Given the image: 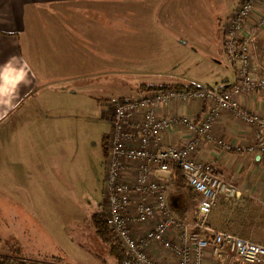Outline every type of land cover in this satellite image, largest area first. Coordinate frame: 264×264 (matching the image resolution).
Segmentation results:
<instances>
[{"label":"rangeland","instance_id":"1","mask_svg":"<svg viewBox=\"0 0 264 264\" xmlns=\"http://www.w3.org/2000/svg\"><path fill=\"white\" fill-rule=\"evenodd\" d=\"M89 1L86 7L80 8L81 14L99 21L111 19V0ZM142 1L150 5V21H146V25L142 24ZM165 1L116 0L117 11L112 21H118L119 53L124 41L131 43L122 51L125 58L118 59L107 54L109 49L99 51L109 44L108 29H101V35V30L96 34H83L68 25L67 22L76 17L73 12L78 11L76 8L70 7L71 10L65 12V3H55L47 14L30 19L27 32L22 35L27 46L23 56L28 64L40 62L44 66L42 72H37L31 98L46 107L43 111L49 114L50 124L47 133L41 134L27 127L21 139L33 145L45 142L48 158L44 162L37 159L36 163L39 167L45 165L54 177L46 179L43 185L37 184L36 201L30 199L22 204H16L19 199L12 194L15 188H0V203L7 206L2 207L13 231L0 226V232L4 240L17 243L2 248L0 256H14L36 264H118L97 237L92 222L95 213L109 215L106 176L113 103L136 95L144 84L190 85L196 80L202 86L207 85L202 82H208L214 90L222 85L214 81V76L209 77L210 59L193 50V12L186 10L193 0H175L180 7L174 23L173 19L166 18L165 23L159 25L158 11L154 9L157 4L158 10ZM184 19L190 23L189 27ZM68 38L76 40L75 49L65 42ZM89 51L98 57L94 58ZM46 53L48 60L38 62L32 61L30 56L41 58ZM222 57L227 62L222 60L223 66L232 69L230 59L223 53ZM9 123L0 125V136L5 140V149L12 151L14 144H7L17 138V132L10 130ZM16 151L24 155V148L16 147ZM36 151L39 156L43 152L41 147ZM237 217L229 221L230 232L243 237L237 232L241 226ZM214 218L218 220V216ZM188 219L193 220V216ZM258 232L264 235V229Z\"/></svg>","mask_w":264,"mask_h":264},{"label":"built area","instance_id":"2","mask_svg":"<svg viewBox=\"0 0 264 264\" xmlns=\"http://www.w3.org/2000/svg\"><path fill=\"white\" fill-rule=\"evenodd\" d=\"M263 28L264 0H242L224 36L223 52L236 65L237 82L232 87L142 91L113 103L106 176L108 217L114 233L139 264H162L154 253L157 249L176 264H264V245L209 225L218 197H239V186L194 158L193 138L183 145L166 139L175 126L209 136L214 121L226 110L256 127L257 142L246 150L264 152V118L244 108L235 97L264 90V71L253 68L251 60V46ZM193 102L211 105L201 122L191 115L163 113L168 106ZM222 141L217 140L219 145ZM224 148L243 150L230 144ZM175 170L184 173L195 196L191 221L181 219L172 205Z\"/></svg>","mask_w":264,"mask_h":264},{"label":"crops","instance_id":"3","mask_svg":"<svg viewBox=\"0 0 264 264\" xmlns=\"http://www.w3.org/2000/svg\"><path fill=\"white\" fill-rule=\"evenodd\" d=\"M110 2L109 13L111 14V19L99 21L89 19L80 13V8L86 7L90 3L88 0H0V70L11 62L13 68L17 70L22 68L26 72V82L19 86L18 96L14 100L16 107L8 111L6 115L4 109L0 107V125L9 121V124H11L10 130L17 132V138L15 140L11 139L7 144L9 145L11 142L14 144L12 151L5 149V140L2 135L0 136V188H15L16 192L12 190V194L19 199L16 204H22L30 199L36 201L34 191L37 184L43 185L46 179L54 177L45 165L39 167L38 163H36L37 159L44 162L48 158L45 142L41 143V145L38 143L33 145L31 142L21 139V133L27 130V127L41 134L47 133V125L50 124L48 123V120H50L49 114L43 111L46 107L39 100L31 98L32 90L36 87L37 72H42L44 69V66H41L38 61L41 59L48 60L49 54H42L41 58L30 55L32 61L38 63L28 64L23 56V51L27 50V46L22 35L27 32L30 19H38L40 15L47 14L50 11L49 7L55 3H65L63 8L65 12L71 10L70 7L78 9V11L73 10L76 14L75 19L72 18L67 22L70 27L78 29L83 34H87V32L96 34L101 29H108L109 44L108 46H102L99 51L102 53V51L109 49L107 54L112 58H125V55L122 56V51L124 49L127 50L131 43L124 41L121 44L119 53L116 30L118 21H112V17L116 16L117 2L116 0H111ZM177 4L179 3L175 0H166L158 10L156 4L154 12L158 11L157 22L159 25L165 23L164 19L166 18L173 19L172 22L174 23V18L180 7V5L177 7ZM241 4L242 0H193V4H190L187 9L183 5L184 9L193 12V32L191 33L193 44L195 45L193 50L195 53L205 55L210 59L211 64L208 66L210 76H208H214L216 83L221 82L222 85L220 84L219 90L230 88L237 82L236 65L232 63L233 71L228 65L224 67L223 61L225 60H223L222 53L225 54L223 52L225 33L230 26L235 11ZM141 8L142 24L146 25V21H150V5L142 1ZM183 22L187 27L190 26V23L188 24L185 19ZM96 28L100 29L93 32L92 30ZM102 31L100 35L103 33ZM90 36L92 37L93 35ZM143 36L146 37V32L143 33ZM65 42L75 49L73 45L76 42L75 39L68 38ZM63 44L65 45L64 42ZM145 45L146 41L144 42L143 38V46ZM81 48L86 50L83 46ZM89 52L94 58L98 57L96 53ZM251 60L253 68L258 70V72L264 71V28L257 33L254 45L251 46ZM229 69L232 73H230ZM230 78H233L232 81L229 80ZM198 83L201 82L193 81V84L198 87L211 88L208 82H202L207 84L205 86ZM139 89L136 95L142 92ZM235 97L244 108L264 118V90L243 92ZM210 106L208 102H193V104L178 105L177 107L171 105L166 107L163 113L166 116L173 113L191 115L195 122H201L209 112ZM255 132L256 127L254 125L242 122L236 119L232 113L223 110L214 121L209 136H201L196 133L190 134L185 128L175 126L167 132L166 139L183 145L187 140L193 138L196 141V149L193 153L194 158L209 164L214 173L239 186L241 190L239 197L227 198L225 196V199L231 202L230 206L219 203L223 196L220 195L218 197L216 208L209 217V225L215 229L230 232L229 221L233 219V216H238L237 219L241 220V226L240 231L237 232L243 237L249 236L250 238L248 239L264 245V235L263 233L260 235L258 232L264 229V152H249L245 148L257 142ZM218 139L223 140L222 142L225 145L241 146L243 150L236 151V149H232L228 151L224 148V144H218ZM16 147L24 148L23 156L17 154ZM38 147H41L43 151L40 156L36 151ZM26 151H28V156H26ZM24 157H28L27 160ZM192 195L194 196V194ZM176 200L181 204L180 195H175L173 192L171 201L174 203ZM2 206H6V204L0 203V211H2L0 212V226L6 227L10 232H13L11 224L8 223L7 213H4ZM252 212L253 215L251 216ZM214 216H218V220H215ZM35 217H37L36 214ZM247 227L249 229L253 228L252 232ZM16 244L14 240L9 239L7 241L3 238L0 250L2 248H10ZM154 253L162 264H176L170 256L158 249ZM215 264L224 263L217 262Z\"/></svg>","mask_w":264,"mask_h":264},{"label":"trees","instance_id":"4","mask_svg":"<svg viewBox=\"0 0 264 264\" xmlns=\"http://www.w3.org/2000/svg\"><path fill=\"white\" fill-rule=\"evenodd\" d=\"M203 87H198L194 84H183V83H165V84H144L140 87V91H156V90H195ZM176 174V185L174 187V194L180 195L182 200L181 204L176 201L172 203L175 212L183 219L186 220L190 216L194 217V206L193 202L195 197L192 195L191 188L186 182L184 173L180 170H175ZM190 193V197L187 195ZM225 205H231L229 200L225 199V196L219 200V203ZM92 222L97 237L107 246L109 252L115 257L118 264H139L126 250L120 239L114 233L108 214L105 212L95 213L92 217ZM3 244V237L0 233V247ZM0 264H36L29 263L28 261L22 260L20 258H14L9 256H0Z\"/></svg>","mask_w":264,"mask_h":264},{"label":"clouds","instance_id":"5","mask_svg":"<svg viewBox=\"0 0 264 264\" xmlns=\"http://www.w3.org/2000/svg\"><path fill=\"white\" fill-rule=\"evenodd\" d=\"M26 82L24 69L13 68L11 62L0 70V107L5 115L16 107L14 100L18 96L19 86Z\"/></svg>","mask_w":264,"mask_h":264}]
</instances>
